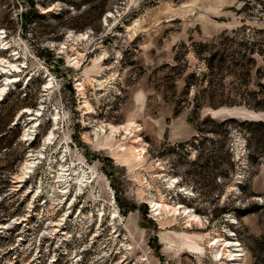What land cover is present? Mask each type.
I'll return each instance as SVG.
<instances>
[{"label": "rangeland", "instance_id": "rangeland-1", "mask_svg": "<svg viewBox=\"0 0 264 264\" xmlns=\"http://www.w3.org/2000/svg\"><path fill=\"white\" fill-rule=\"evenodd\" d=\"M237 263L264 264V0H0V264Z\"/></svg>", "mask_w": 264, "mask_h": 264}, {"label": "bare ground", "instance_id": "bare-ground-1", "mask_svg": "<svg viewBox=\"0 0 264 264\" xmlns=\"http://www.w3.org/2000/svg\"><path fill=\"white\" fill-rule=\"evenodd\" d=\"M161 207H163L162 204H161ZM213 244H214V243H213ZM225 249H226V248H225ZM228 256H229V257H232L233 255H232V253H229ZM228 256H227V257H228ZM236 256H237V255H236ZM228 262H236V261H235V259H233V258H229V260L227 261V263H228ZM237 264H238V263H237Z\"/></svg>", "mask_w": 264, "mask_h": 264}, {"label": "trees", "instance_id": "trees-1", "mask_svg": "<svg viewBox=\"0 0 264 264\" xmlns=\"http://www.w3.org/2000/svg\"><path fill=\"white\" fill-rule=\"evenodd\" d=\"M32 7H33V3H31Z\"/></svg>", "mask_w": 264, "mask_h": 264}]
</instances>
